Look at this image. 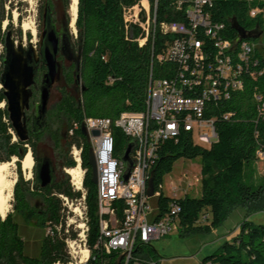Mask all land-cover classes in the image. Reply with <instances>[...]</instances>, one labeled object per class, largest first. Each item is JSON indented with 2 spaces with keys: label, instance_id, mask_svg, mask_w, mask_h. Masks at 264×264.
I'll list each match as a JSON object with an SVG mask.
<instances>
[{
  "label": "trees",
  "instance_id": "obj_1",
  "mask_svg": "<svg viewBox=\"0 0 264 264\" xmlns=\"http://www.w3.org/2000/svg\"><path fill=\"white\" fill-rule=\"evenodd\" d=\"M0 2L1 25L12 23V2ZM67 5L69 0H60ZM141 0H79L76 27L81 43L82 57L79 66L80 83L73 78L63 91V99L56 103L40 131L33 130V120L28 116L29 140H14L13 127L7 111V100L1 88L4 72V54L0 53V163L18 158L19 180L14 189L13 212L0 220V264H71L66 245L63 204L59 195L78 199L64 169L73 168L70 156L73 146L82 150V163L87 170L85 204L88 217V247L91 259L88 264H118V252L107 253L101 242V217L97 185L93 183L90 165L92 145L85 134L88 119H108L113 122L115 157L124 156L130 138L115 122L124 114H145L152 81L169 79L178 70L172 62H159L157 57L174 41L171 36L158 34L155 39L146 38L139 24L126 21V10ZM180 0H159L158 21L188 23L185 12L177 10ZM10 2V3H9ZM48 2V0H47ZM9 3L10 9L6 7ZM254 9L264 10V0H210L208 15L214 24L225 25L226 38L239 43L256 39L240 40L232 27L235 21L246 33H264V15L251 17ZM31 40L32 36L28 35ZM5 41L0 39V46ZM257 62V64H255ZM243 88L231 93L228 100L212 102L211 111L204 118L213 120L218 140L207 148L196 144L191 132L182 131L177 138L166 141L153 168L154 190L161 194L157 201L160 220L181 209L174 217L178 220L179 234L183 238L207 233L214 234L232 215L243 208L246 212L239 230L203 264H264V225L255 224L250 216L264 208V177L252 183V168L258 167L257 153L264 152V53L259 46L252 54L251 63L242 73ZM226 117H228L226 119ZM73 132V134H71ZM45 137L54 143L59 156L57 174L52 185L42 188L25 180L21 161L33 151ZM201 159V194L183 198L166 197L163 192L164 178L171 174L181 159ZM32 202H36L33 204ZM117 218L123 220L125 203L118 202ZM22 219L23 225L17 220ZM34 224L44 236L37 241L34 253H29L23 236L24 226ZM58 231L56 226H61ZM52 229L47 235L46 229ZM152 256L148 247L140 246L129 264H161ZM122 264L124 262L122 261Z\"/></svg>",
  "mask_w": 264,
  "mask_h": 264
},
{
  "label": "built area",
  "instance_id": "obj_2",
  "mask_svg": "<svg viewBox=\"0 0 264 264\" xmlns=\"http://www.w3.org/2000/svg\"><path fill=\"white\" fill-rule=\"evenodd\" d=\"M158 3L159 0H141L126 10L125 18L145 31L146 38L140 41L141 45L158 34L171 36L174 41L157 60L172 62L179 68L169 79L152 81L145 114L127 113L115 122L116 127L135 142L131 155L134 169L127 183L124 181V163L115 157L113 122L108 119L85 122L98 172L101 242L107 253L125 255L124 264L132 261L140 246L149 247L152 242L168 236L173 226H179L174 216L181 209L176 207L171 215L157 220V206L154 207L151 200L158 201L161 194L155 191L153 197L148 195V183L153 179V168L163 144L177 138L182 131L194 135L196 126L202 143L212 146L218 140L214 121L204 116L211 111L212 102L228 100L233 91L243 88L242 73L258 47L250 42L239 43L226 38L223 34L225 25L214 24L208 15L210 0H180L177 3V10L185 12L187 24L159 22ZM259 15H264V10H252L251 17ZM93 131L100 135L94 136ZM70 153L75 166L64 172L73 191L81 197L72 200L59 195L64 208V236L74 263L83 261L82 252L87 251L84 264H88L91 250L85 204L87 170L83 167L82 150L73 146ZM257 162H264V152L257 153ZM118 202L125 203L123 220L117 218L115 205ZM56 229L60 231L62 225ZM52 232L49 227L45 233ZM160 263L163 264L162 260Z\"/></svg>",
  "mask_w": 264,
  "mask_h": 264
},
{
  "label": "rangeland",
  "instance_id": "obj_3",
  "mask_svg": "<svg viewBox=\"0 0 264 264\" xmlns=\"http://www.w3.org/2000/svg\"><path fill=\"white\" fill-rule=\"evenodd\" d=\"M10 2H12L13 6L12 23L10 27H8L9 21L6 20L2 23L0 39L3 37L5 41L7 34L10 32L11 38L16 43V45L22 43L25 49H28L30 47L28 35H31L33 39L32 46L36 47L37 51L39 46V19L41 16V11L46 6V0H11ZM9 3L6 7L7 11L10 9ZM25 24H28L29 27L31 26V28L35 27L36 33H33L31 29H25ZM255 44H257L261 52L264 53V33L255 40ZM0 53L4 54V56L6 55L5 43L4 45L0 46ZM12 133L14 134V140L17 141L18 138L16 137L15 133ZM194 141L196 144L201 146H205L207 148L211 147L210 145L204 144L200 141L199 130L197 126L195 127L194 131ZM39 145L42 152H44L55 165L56 157L54 155L52 143L49 137H45ZM29 152L32 153L35 167L33 151L30 148H28V153ZM17 162L18 158L16 157H13L10 162H6L10 164L6 171V176L8 177V180H13L15 178L16 183L19 180ZM34 167L30 173H27L24 171L21 161V171L25 180L34 182ZM252 169V177L248 176L247 179L252 183H256L259 181V179L264 177V162L259 163L257 168L254 167ZM201 170L202 165L200 158L195 160H179L175 164L173 172L164 178L162 186L163 194L166 197L178 199L183 198L186 195L199 196L202 190ZM156 201L157 200L155 198L151 200V203L154 207L156 206ZM13 202L14 193L12 209L10 213L13 212ZM32 203L35 204L36 202ZM245 214L246 212L243 208L235 210L228 220L220 228H218L214 234L200 233L192 235L188 238H183L179 234V226L178 228L173 226L172 231L168 236L162 238L161 240L152 242L148 249L150 250L151 255L160 258L163 264H203L204 260L211 256L216 250H218L220 246L225 244L226 241L232 240V236L237 232V230H239V226L243 221ZM17 220L21 225H23L22 219L17 218ZM250 220L255 224L264 225V208L254 212L250 216ZM44 235V231L37 230L34 227V224L24 226L23 236L28 244L29 253L35 252L37 241Z\"/></svg>",
  "mask_w": 264,
  "mask_h": 264
},
{
  "label": "flooded vegetation",
  "instance_id": "obj_4",
  "mask_svg": "<svg viewBox=\"0 0 264 264\" xmlns=\"http://www.w3.org/2000/svg\"><path fill=\"white\" fill-rule=\"evenodd\" d=\"M69 1L70 3L67 5L60 0H48V2L46 0V6L41 11L38 26L39 46L36 55L32 56L36 68V77L31 87L30 109L26 112V117L28 118L29 116L32 120L38 117V108L41 103L42 92L46 87L47 74L49 94L48 116L53 106L63 99V91L68 86V80L73 78L75 82L77 79L82 51L79 33L76 27L77 18L74 19L71 10V0ZM30 41H33V39ZM47 47L48 67L44 55ZM49 63L54 64L53 76H51ZM51 143L54 151L55 145L52 141ZM39 146L38 144L35 154L34 173L36 181L41 168L48 162V156L42 152ZM54 155L56 157V163L54 165L52 162L51 171L53 176H56L57 171H59V156L55 152Z\"/></svg>",
  "mask_w": 264,
  "mask_h": 264
},
{
  "label": "water",
  "instance_id": "obj_5",
  "mask_svg": "<svg viewBox=\"0 0 264 264\" xmlns=\"http://www.w3.org/2000/svg\"><path fill=\"white\" fill-rule=\"evenodd\" d=\"M79 8V3H78ZM77 22V19H76ZM232 27L238 32L240 40L258 39L260 35H252L246 33L244 29L238 26V24L233 21ZM33 42L30 41V47L25 49L22 43L16 45V43L11 38V33L9 32L5 39L6 55L4 59V72L1 80V88L4 90V95L6 97V106L9 113V119L13 127V131L21 142L25 143L29 140V127L27 124L26 112L30 109V99H31V87L34 84L36 77V68L33 63L32 56L36 55V47L32 46ZM46 58V63L48 67V47L44 51ZM53 63H49L51 69V76H53L54 68ZM80 83L79 72L77 73L76 84ZM48 74L46 76V87L42 92L41 103L38 108V117L33 120V130L40 131L45 125V119L48 113ZM85 134L88 135L87 128L84 127ZM94 136H99L98 131H93ZM135 149V142L131 141L128 148L122 157V162L124 163L126 173L124 175V181L127 183L133 169L134 164L131 158L132 152ZM90 165L93 168V183L97 185L98 183V172L96 167L95 157L92 154ZM52 161L48 157V162L43 165L40 172L37 175V184L42 188L47 185H52L55 176H53L51 171ZM149 197H153L155 194L153 179L148 183ZM9 214V213H8ZM2 218L5 220L8 216ZM125 255H121L118 264H122Z\"/></svg>",
  "mask_w": 264,
  "mask_h": 264
},
{
  "label": "bare ground",
  "instance_id": "obj_6",
  "mask_svg": "<svg viewBox=\"0 0 264 264\" xmlns=\"http://www.w3.org/2000/svg\"><path fill=\"white\" fill-rule=\"evenodd\" d=\"M78 3L79 0H71V10L74 16V19L77 18L78 16ZM25 29H31L33 33H36L35 27L31 26L29 27L28 24L24 25ZM9 163H0V220L8 213H10L12 209V201H13V193H14V188L16 185V179L14 178L13 180H8V177L6 176V171L9 167ZM23 169L27 173H30L31 170L34 167V160L32 157V153L29 152L24 160L22 161ZM88 252L83 251V261L78 262V263H71V264H84L86 257H87Z\"/></svg>",
  "mask_w": 264,
  "mask_h": 264
},
{
  "label": "crops",
  "instance_id": "obj_7",
  "mask_svg": "<svg viewBox=\"0 0 264 264\" xmlns=\"http://www.w3.org/2000/svg\"><path fill=\"white\" fill-rule=\"evenodd\" d=\"M216 231H214V233H215ZM222 238H224V237H222Z\"/></svg>",
  "mask_w": 264,
  "mask_h": 264
}]
</instances>
